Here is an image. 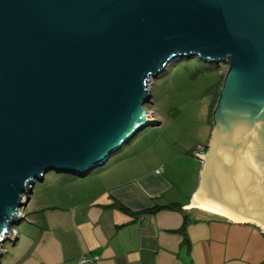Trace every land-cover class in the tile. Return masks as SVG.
Instances as JSON below:
<instances>
[{
    "label": "water",
    "instance_id": "95a60500",
    "mask_svg": "<svg viewBox=\"0 0 264 264\" xmlns=\"http://www.w3.org/2000/svg\"><path fill=\"white\" fill-rule=\"evenodd\" d=\"M179 58L228 66L194 201L264 233V0H0V264L37 182L159 125L149 86Z\"/></svg>",
    "mask_w": 264,
    "mask_h": 264
},
{
    "label": "crops",
    "instance_id": "0c3cea01",
    "mask_svg": "<svg viewBox=\"0 0 264 264\" xmlns=\"http://www.w3.org/2000/svg\"><path fill=\"white\" fill-rule=\"evenodd\" d=\"M157 171H106L92 183L45 177L5 264H264L263 230L191 207L199 184L185 200ZM172 204L180 209L164 208Z\"/></svg>",
    "mask_w": 264,
    "mask_h": 264
},
{
    "label": "rangeland",
    "instance_id": "374dc122",
    "mask_svg": "<svg viewBox=\"0 0 264 264\" xmlns=\"http://www.w3.org/2000/svg\"><path fill=\"white\" fill-rule=\"evenodd\" d=\"M227 70L224 63H209L198 58H179L171 63L152 80L149 86L152 97L145 106L159 125L143 129L104 166L88 171L83 180L92 183L106 171L122 173L120 170H124V176L129 177L159 169L175 184V194L186 200L189 190L199 184L202 163L193 154L199 146L207 145L212 130V106ZM65 178L81 179L50 172L43 185ZM41 186L37 182L32 197H37ZM19 217L21 224L14 227L19 240L16 244H4V264L23 244L26 209L20 211Z\"/></svg>",
    "mask_w": 264,
    "mask_h": 264
},
{
    "label": "built area",
    "instance_id": "2783aa9c",
    "mask_svg": "<svg viewBox=\"0 0 264 264\" xmlns=\"http://www.w3.org/2000/svg\"><path fill=\"white\" fill-rule=\"evenodd\" d=\"M205 152H206V147L204 148L202 146H199L197 148V150L194 151L193 156L195 158H199L197 155H204ZM157 173L158 174H161L162 173V170L157 171ZM97 261H98V258L97 257H86V256H84V257H81L79 259V263L80 264H96Z\"/></svg>",
    "mask_w": 264,
    "mask_h": 264
},
{
    "label": "bare ground",
    "instance_id": "6f19581e",
    "mask_svg": "<svg viewBox=\"0 0 264 264\" xmlns=\"http://www.w3.org/2000/svg\"><path fill=\"white\" fill-rule=\"evenodd\" d=\"M194 197H195V196H194ZM194 197H193L192 202H191V207H193V208H197V209L202 210V211H204V212H208V213H211V214H215V213H213V212H210V211H207V210H204V209L199 208V207L196 205L195 201H194ZM215 215H218V214H215ZM218 216H221V215H218ZM222 217H224V216H222ZM224 218H227V217H224ZM227 219H229V218H227ZM230 220H232V219H230ZM232 221H234V220H232ZM235 222H236V221H235Z\"/></svg>",
    "mask_w": 264,
    "mask_h": 264
},
{
    "label": "trees",
    "instance_id": "16d2710c",
    "mask_svg": "<svg viewBox=\"0 0 264 264\" xmlns=\"http://www.w3.org/2000/svg\"><path fill=\"white\" fill-rule=\"evenodd\" d=\"M221 86H222V85H221ZM217 98H218V95H217V97H216V99H215V101H214V103H213L212 110L214 109V107H215V105H216ZM164 208L176 209V210L180 209V208L178 207V205H176V204H172V205H169V206H165ZM146 212H149V211H146ZM182 231H183V230H182Z\"/></svg>",
    "mask_w": 264,
    "mask_h": 264
}]
</instances>
